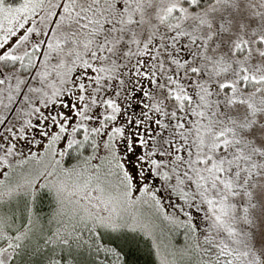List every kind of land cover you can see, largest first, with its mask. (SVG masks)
Returning <instances> with one entry per match:
<instances>
[{
    "label": "snow or ice",
    "instance_id": "6c2138e0",
    "mask_svg": "<svg viewBox=\"0 0 264 264\" xmlns=\"http://www.w3.org/2000/svg\"><path fill=\"white\" fill-rule=\"evenodd\" d=\"M0 264H264V0H0Z\"/></svg>",
    "mask_w": 264,
    "mask_h": 264
},
{
    "label": "trees",
    "instance_id": "16d2710c",
    "mask_svg": "<svg viewBox=\"0 0 264 264\" xmlns=\"http://www.w3.org/2000/svg\"><path fill=\"white\" fill-rule=\"evenodd\" d=\"M69 163H71V162H69Z\"/></svg>",
    "mask_w": 264,
    "mask_h": 264
}]
</instances>
